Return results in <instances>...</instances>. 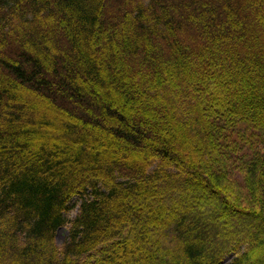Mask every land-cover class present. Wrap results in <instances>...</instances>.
<instances>
[{
  "label": "trees",
  "instance_id": "16d2710c",
  "mask_svg": "<svg viewBox=\"0 0 264 264\" xmlns=\"http://www.w3.org/2000/svg\"><path fill=\"white\" fill-rule=\"evenodd\" d=\"M233 253L264 264V0H0V264Z\"/></svg>",
  "mask_w": 264,
  "mask_h": 264
},
{
  "label": "rangeland",
  "instance_id": "374dc122",
  "mask_svg": "<svg viewBox=\"0 0 264 264\" xmlns=\"http://www.w3.org/2000/svg\"><path fill=\"white\" fill-rule=\"evenodd\" d=\"M90 192L86 196H75L68 203V210L64 212L63 216L66 221H70L75 218L78 213L79 205L83 199H90ZM69 222H67L64 226L59 227L55 232V245L61 248L68 239V231H69ZM235 258V254L227 255L219 264H230L231 261Z\"/></svg>",
  "mask_w": 264,
  "mask_h": 264
}]
</instances>
